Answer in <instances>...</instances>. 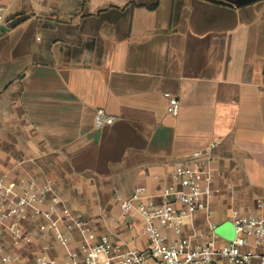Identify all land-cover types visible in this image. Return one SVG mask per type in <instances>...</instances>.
I'll return each instance as SVG.
<instances>
[{
	"label": "crops",
	"instance_id": "crops-1",
	"mask_svg": "<svg viewBox=\"0 0 264 264\" xmlns=\"http://www.w3.org/2000/svg\"><path fill=\"white\" fill-rule=\"evenodd\" d=\"M37 2L0 27V173L53 178L99 235L145 248L119 197L161 201L176 163L216 142L213 214L195 227L264 213V0ZM99 108L115 121L96 127Z\"/></svg>",
	"mask_w": 264,
	"mask_h": 264
},
{
	"label": "built area",
	"instance_id": "built-area-1",
	"mask_svg": "<svg viewBox=\"0 0 264 264\" xmlns=\"http://www.w3.org/2000/svg\"><path fill=\"white\" fill-rule=\"evenodd\" d=\"M15 1L0 0V27ZM168 97L167 110L177 115L179 99ZM115 119L99 108L95 124L99 128ZM217 145L211 143L210 151ZM210 151L197 149L176 163L172 174L177 183L164 186L161 201L144 196L145 186L130 197H119L124 214L142 217L145 248L99 235L87 217L64 203L53 178L9 179L0 173V264H23L25 257L35 264H264V213L234 209L236 236L229 241H221L212 226L202 232L194 225L198 211H205L208 219L213 214L216 187Z\"/></svg>",
	"mask_w": 264,
	"mask_h": 264
},
{
	"label": "rangeland",
	"instance_id": "rangeland-1",
	"mask_svg": "<svg viewBox=\"0 0 264 264\" xmlns=\"http://www.w3.org/2000/svg\"><path fill=\"white\" fill-rule=\"evenodd\" d=\"M221 225H222L221 229L217 228ZM219 226H216L217 229L215 228V231L218 234V236L221 238L220 239L221 241H229L235 238L236 236L235 226L231 219L226 222L221 223ZM25 264H34V263L25 262Z\"/></svg>",
	"mask_w": 264,
	"mask_h": 264
},
{
	"label": "flooded vegetation",
	"instance_id": "flooded-vegetation-1",
	"mask_svg": "<svg viewBox=\"0 0 264 264\" xmlns=\"http://www.w3.org/2000/svg\"><path fill=\"white\" fill-rule=\"evenodd\" d=\"M234 1L243 2V1H254V0H234Z\"/></svg>",
	"mask_w": 264,
	"mask_h": 264
},
{
	"label": "water",
	"instance_id": "water-1",
	"mask_svg": "<svg viewBox=\"0 0 264 264\" xmlns=\"http://www.w3.org/2000/svg\"><path fill=\"white\" fill-rule=\"evenodd\" d=\"M218 226H219V225H218ZM221 227H222V225H221V226H219V227H217V228H220V229H221ZM217 228H216V229H217Z\"/></svg>",
	"mask_w": 264,
	"mask_h": 264
},
{
	"label": "trees",
	"instance_id": "trees-1",
	"mask_svg": "<svg viewBox=\"0 0 264 264\" xmlns=\"http://www.w3.org/2000/svg\"><path fill=\"white\" fill-rule=\"evenodd\" d=\"M249 2H251V1H249Z\"/></svg>",
	"mask_w": 264,
	"mask_h": 264
}]
</instances>
